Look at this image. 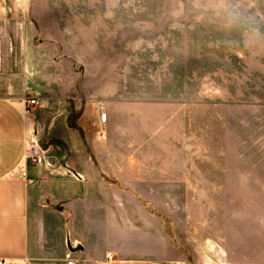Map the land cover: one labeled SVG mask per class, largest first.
Instances as JSON below:
<instances>
[{"label":"rangeland","instance_id":"1","mask_svg":"<svg viewBox=\"0 0 264 264\" xmlns=\"http://www.w3.org/2000/svg\"><path fill=\"white\" fill-rule=\"evenodd\" d=\"M39 4L51 71L68 102L90 109L73 156L80 171L97 169L65 173L41 202L87 201L99 220L115 205L169 242L171 264H264V44L245 50L230 23L242 13L264 32V0ZM98 103L108 112L99 127ZM47 137L38 167L58 177L62 148Z\"/></svg>","mask_w":264,"mask_h":264},{"label":"crops","instance_id":"2","mask_svg":"<svg viewBox=\"0 0 264 264\" xmlns=\"http://www.w3.org/2000/svg\"><path fill=\"white\" fill-rule=\"evenodd\" d=\"M40 14L39 0H0V261L67 264L72 258L75 264H171L176 254L169 242L133 218L122 219L115 205L99 220L84 208L87 201H67L61 209L41 202L43 195L53 197L52 187L58 180L66 179L63 177L68 171L58 164L66 148L68 165L83 179L82 174L96 173L97 169L87 164V172L80 171V163L73 156L74 148L84 153L80 144L89 126L84 119L90 109L82 112L81 98L73 103L65 99L68 90L61 86V77L51 71L55 61L49 42L40 39ZM26 98L39 101L34 114L45 116V121L65 111L48 132L54 138L45 136L62 148L58 177L28 164L26 144L37 122L34 115L25 114ZM96 110L95 125L99 127L103 124ZM108 111L110 116L111 108ZM72 143L76 145L72 147ZM96 143L94 139V147ZM63 213L71 214L69 234ZM78 223L84 227L79 228Z\"/></svg>","mask_w":264,"mask_h":264},{"label":"built area","instance_id":"3","mask_svg":"<svg viewBox=\"0 0 264 264\" xmlns=\"http://www.w3.org/2000/svg\"><path fill=\"white\" fill-rule=\"evenodd\" d=\"M25 105V114L26 116H33V108L37 105H39V101L36 98H26L24 100ZM98 110H99V119L102 124H105L108 119V115L105 109V105L102 103L98 104ZM26 158L27 160H30L33 165L40 166L45 162V151L41 147L40 142L37 141L33 135V130L31 132V136L28 138L27 144H26ZM24 177L27 178V173L23 172L22 174ZM29 183H33V180L28 179ZM67 264H75L76 260L69 258L66 260ZM0 264H5L4 261H0Z\"/></svg>","mask_w":264,"mask_h":264},{"label":"clouds","instance_id":"4","mask_svg":"<svg viewBox=\"0 0 264 264\" xmlns=\"http://www.w3.org/2000/svg\"><path fill=\"white\" fill-rule=\"evenodd\" d=\"M221 4H226L227 0H220ZM230 23L243 31V47L251 51L257 46L264 44V32L261 31L259 23L250 21L241 13L238 18L230 17Z\"/></svg>","mask_w":264,"mask_h":264},{"label":"water","instance_id":"5","mask_svg":"<svg viewBox=\"0 0 264 264\" xmlns=\"http://www.w3.org/2000/svg\"><path fill=\"white\" fill-rule=\"evenodd\" d=\"M64 112L65 111H59V112L52 114L51 116H49L47 118V120L45 121L44 124L37 122L33 128V135H34L35 139L40 142L48 134V132L51 130V128L54 125L56 118H58ZM68 158H69V150L66 148L64 151V154L62 155V157L58 161V164L61 167H63L65 170H67L70 174H72L76 179L82 180L83 179L82 176L75 169L71 168L68 165Z\"/></svg>","mask_w":264,"mask_h":264},{"label":"trees","instance_id":"6","mask_svg":"<svg viewBox=\"0 0 264 264\" xmlns=\"http://www.w3.org/2000/svg\"><path fill=\"white\" fill-rule=\"evenodd\" d=\"M152 212L153 213H156L155 212V210H152ZM166 222H168V221H166ZM169 224V223H168ZM168 224L167 223H164V225H165V229H166V233L168 234V237L169 238H171V230L169 229V227H168ZM167 225V226H166ZM172 243H173V245L177 248V249H180V247L175 243V241L174 240H172Z\"/></svg>","mask_w":264,"mask_h":264}]
</instances>
